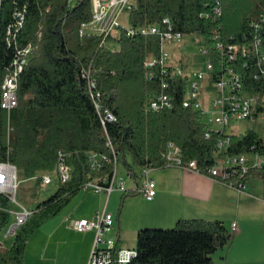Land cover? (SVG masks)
<instances>
[{
	"label": "trees",
	"instance_id": "trees-1",
	"mask_svg": "<svg viewBox=\"0 0 264 264\" xmlns=\"http://www.w3.org/2000/svg\"><path fill=\"white\" fill-rule=\"evenodd\" d=\"M211 3L134 0L127 15L135 28L163 25L169 18L176 32L203 36L208 45L218 27L224 42L248 43L255 35L251 25L258 23L264 41V0H222L223 14L217 21L201 16L210 11ZM19 13L24 19L16 30ZM92 20L93 0H0V81L11 68L16 51L34 46L20 77L18 107L10 114H0V161L11 162L26 179L36 177L38 183L43 182V174L55 170L60 152L66 154L72 168L71 180L60 183L55 194L37 205L17 230L12 245L0 247V264H26L27 248L37 229L58 216L87 182L112 177L114 152L117 166L122 161L128 175L137 181L142 170L176 167L165 157L169 142L180 148L183 160H196L203 171L218 159L261 150L263 139L249 131L241 138L231 135L228 149L217 155L220 134L206 139L199 111L183 106L187 79L165 74L159 67H145L147 59L159 56L160 38L128 37L124 28L106 39L83 34L84 25ZM241 62L238 70L245 91L257 99V117L264 113V75H260L257 61ZM85 70L92 71L100 102L114 114L115 123L102 124L83 77ZM160 94L174 98L172 109H150V101ZM92 154L106 156L108 161L93 170ZM253 173L264 177L263 170H253L250 175ZM136 194L135 189L123 192L118 223L127 198ZM10 208V202L0 195V233L11 224ZM231 238L221 220L180 219L173 229H140L137 254L129 264H213L212 255ZM118 253L119 247L113 264H118Z\"/></svg>",
	"mask_w": 264,
	"mask_h": 264
},
{
	"label": "built area",
	"instance_id": "built-area-1",
	"mask_svg": "<svg viewBox=\"0 0 264 264\" xmlns=\"http://www.w3.org/2000/svg\"><path fill=\"white\" fill-rule=\"evenodd\" d=\"M134 0H93V20L84 25L82 33L104 36L114 35L124 28L128 37L136 35H156L161 40L159 56L150 57L145 62V67L152 70L156 67L162 69L165 74H173L187 79L186 99L183 102L184 108L194 107L199 111L202 120L206 125L205 138L209 139L213 133H219L220 138L216 145L217 155L225 152L231 143V134L227 133V127L232 119L254 120L257 115V99L245 91L241 72L238 70L241 61H257L261 66V74L264 75V41L262 26L252 23L255 35L248 43H227L221 37L220 27L212 36V45L207 41L202 47L201 53L206 57L205 69L191 70L182 64H174L170 54L165 50L169 43L183 42L184 35L176 32L174 25L169 18L164 19L163 25H147L141 27H123L121 17L125 12L131 10ZM223 14L222 0H212L210 11L202 14V17L212 16L214 21L221 18ZM20 17L18 30L23 24V15ZM105 44L103 41L102 45ZM115 51V48L112 49ZM34 51L32 44L16 51L3 80L0 81V114L12 110L19 104V83L24 69ZM152 74V73H150ZM260 75H256L259 78ZM83 77L88 80L89 89L104 126L108 123H115L116 117L108 109L103 108L97 89L96 80L91 70H85ZM151 79V75H150ZM165 88L168 83L163 84ZM206 94V102L204 95ZM149 107L153 111L170 110L174 107V98L170 94H160L153 98ZM1 122V118H0ZM218 126L219 128H215ZM10 130V121L8 120ZM115 154L116 167L111 178L106 177L99 180L87 182L83 190L95 193H104L107 197L103 210L96 213L92 219L82 218L74 222L73 228L80 233L95 232V240L88 264H113L115 249L118 248L116 233V218L107 209L113 192H125L128 190L123 182L117 177V154ZM166 159L174 166L183 168L194 173L204 174L210 178L223 183L238 192H245L247 180L253 170L264 171V142L261 150L252 153H242L225 159H218L216 163L207 168L206 171L199 166L196 160L185 161L181 157L180 148L173 142H169L165 153ZM108 161L106 156L91 155V168L100 169L104 162ZM61 183L69 182L72 178V168L67 162L66 154L59 153L55 170ZM51 172L43 174V183H52ZM135 190L144 198L151 201L156 196V183L150 174V170H142L136 181ZM19 191V176L17 167L9 161H0V195L5 197L10 204H17ZM10 208V214H13ZM33 211L21 206V211L15 213L16 221L11 224L9 235L14 236L17 230L33 215ZM231 231H236V224L231 225ZM135 249H120L118 253V264H129L136 256Z\"/></svg>",
	"mask_w": 264,
	"mask_h": 264
},
{
	"label": "crops",
	"instance_id": "crops-1",
	"mask_svg": "<svg viewBox=\"0 0 264 264\" xmlns=\"http://www.w3.org/2000/svg\"><path fill=\"white\" fill-rule=\"evenodd\" d=\"M176 60L173 56L174 64H177ZM150 174L156 183L155 198L149 201L139 193L128 197L119 223L116 220L120 249H131L127 243L128 233L133 232L137 237L148 218L144 215L150 213L166 215L172 225L180 219L221 220L232 234L231 241L224 248L226 264H264L263 176L250 175L246 191L240 193L207 175L179 167L150 170ZM105 197L104 193L87 195L81 199L77 211L69 213L65 210L44 224L42 229L47 228L49 233L47 237L41 234V230L36 233L27 249L26 264H88L95 232H77L73 224L82 218L95 217ZM151 202H160V205L150 209L142 206ZM233 223L236 224L235 232L231 231Z\"/></svg>",
	"mask_w": 264,
	"mask_h": 264
},
{
	"label": "rangeland",
	"instance_id": "rangeland-1",
	"mask_svg": "<svg viewBox=\"0 0 264 264\" xmlns=\"http://www.w3.org/2000/svg\"><path fill=\"white\" fill-rule=\"evenodd\" d=\"M121 22L123 27L129 28V16L125 12L121 17ZM206 42L205 37L187 35L184 37L183 42L181 43H169L165 45V50L170 54L171 58L175 56L177 59L175 63L182 64L187 66V68L191 70H203L205 69L206 57L201 53L203 45ZM204 102H206V94L204 95ZM216 129L218 126H214ZM249 131L255 132L261 139L264 141V113L259 114L254 120H236L232 119L230 121L229 126L227 127V133L231 135H235L237 137L245 136ZM192 172V171H191ZM19 176V191L17 194V204H11V209L13 210V214H11V224H14L16 221L15 213L21 211V206H24L32 211H34L39 203L46 201L51 197V195L55 194L60 187V179L58 177L57 172H51L50 176L52 178V183L49 185H45L43 182L38 183L36 177L31 179H26L21 172H18ZM41 176V175H39ZM117 177L118 181L123 182L128 189H132L136 187V181H134L129 175L122 161L119 162L117 168ZM122 192L116 191L110 198V202L107 206V209L110 213L114 214L115 218L118 215V211L120 209V194ZM93 195L95 192L82 190L74 199L58 214L60 215L63 211L68 210L67 212L72 213V211L78 210V205L81 203V199L87 195ZM139 196H142L139 194ZM143 197V196H142ZM141 197V198H142ZM139 202V201H138ZM103 206L101 210H103L106 204V197L103 201ZM143 202H139L141 204ZM155 203V202H154ZM154 203H146L145 208H155L154 206H158L159 204ZM148 204V205H147ZM72 210V211H71ZM57 217V216H56ZM144 217H148L145 224H142V229H173L175 225L170 224L167 219V216L162 214H153L144 215ZM55 218V217H54ZM53 219V218H52ZM50 219V220H52ZM48 220V221H50ZM46 221L44 224H46ZM133 221V219H132ZM10 224V225H11ZM43 224V225H44ZM226 224V223H225ZM43 225L37 229V231L32 236L31 240L35 237L36 233L40 232L44 236L47 237L49 230L47 228H43ZM227 226V224H226ZM11 226H8L5 231L0 233V244L1 248H8L12 245L14 236L9 235V230ZM42 237V236H41ZM63 238L66 236L63 235ZM30 240V242H31ZM136 240L137 237L135 233L129 232L127 243L128 248L136 249ZM29 242V244H30ZM29 246V245H28ZM127 248V247H126ZM28 249V248H27ZM213 264H226V249H219L213 255Z\"/></svg>",
	"mask_w": 264,
	"mask_h": 264
}]
</instances>
